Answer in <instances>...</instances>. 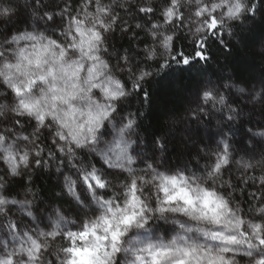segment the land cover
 Here are the masks:
<instances>
[{
	"label": "clouds",
	"instance_id": "9594fccd",
	"mask_svg": "<svg viewBox=\"0 0 264 264\" xmlns=\"http://www.w3.org/2000/svg\"><path fill=\"white\" fill-rule=\"evenodd\" d=\"M0 264H264V0H0Z\"/></svg>",
	"mask_w": 264,
	"mask_h": 264
},
{
	"label": "trees",
	"instance_id": "16d2710c",
	"mask_svg": "<svg viewBox=\"0 0 264 264\" xmlns=\"http://www.w3.org/2000/svg\"><path fill=\"white\" fill-rule=\"evenodd\" d=\"M163 94H164V87L162 86L158 92V95H163Z\"/></svg>",
	"mask_w": 264,
	"mask_h": 264
}]
</instances>
